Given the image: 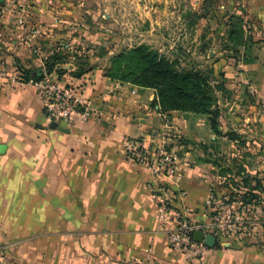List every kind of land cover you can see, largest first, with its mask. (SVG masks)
<instances>
[{"label": "crops", "instance_id": "obj_1", "mask_svg": "<svg viewBox=\"0 0 264 264\" xmlns=\"http://www.w3.org/2000/svg\"><path fill=\"white\" fill-rule=\"evenodd\" d=\"M227 5L243 22L249 46L243 52L250 50L253 59L243 63V73L230 66L220 71L229 75L236 98L249 81L264 104V0H227ZM12 43L0 37V71L3 67L6 71L0 75V245L4 249L0 264H196L189 249L169 243L167 232L186 219L198 227L193 241L196 231L206 234L210 217L205 200L215 190L210 164L205 160L186 164L193 153L180 146L175 168L157 175L123 150L125 138L144 137L160 124L157 106L150 103L154 91L116 84L121 93L125 89L124 107L133 113L124 111L118 92L106 96L103 120L73 117L52 121L56 123L52 128L33 85L8 76L14 56L27 67V53ZM82 80L85 85L79 92L95 102L98 84L89 75ZM170 113L171 126L189 138L202 142L215 138L197 117ZM261 114L259 132L251 115L246 118L249 125L237 115L231 125L243 122L246 127L237 130L242 139L264 141V107ZM232 145L240 149L239 144ZM232 155L241 156V150H233ZM160 199L169 212L163 223L157 219ZM203 245L198 264H253L246 258L250 250ZM230 254L241 258H229Z\"/></svg>", "mask_w": 264, "mask_h": 264}, {"label": "rangeland", "instance_id": "obj_2", "mask_svg": "<svg viewBox=\"0 0 264 264\" xmlns=\"http://www.w3.org/2000/svg\"><path fill=\"white\" fill-rule=\"evenodd\" d=\"M0 37L8 44L14 40L27 53V67L15 56L8 65V76L15 82L30 83L23 77L28 70L31 76L35 72L41 78L46 74L78 90L85 85L83 77L89 75L99 91L95 102L88 100L86 120L105 118L106 96L121 93L116 84L152 89L155 96L150 103L157 106L160 124L144 137L125 138L126 157L157 175L170 173L177 164L178 150L184 148L193 153V160L186 164L207 161L215 186L210 197L217 200L205 205L211 230L219 232L213 247L250 250L246 258L253 264H264V141H247L237 133L245 123L250 124L246 121L249 115L256 118L253 125L257 131L262 129L259 118L264 104L249 81L243 83L236 98L229 75L220 71L230 66L243 73V63L253 59L250 50L243 52L249 47L248 36L243 35V22L236 19L227 0H0ZM239 51L242 53L237 54ZM101 81L105 84L102 87ZM124 92L118 101L131 114L133 110L124 107ZM196 96L203 100L197 102ZM199 104L209 105L210 113L191 110ZM181 106L191 109H174ZM171 111L197 117L215 138L204 142L189 138L171 126ZM236 115L245 123L231 125ZM128 140L136 148L132 152L145 151L144 164L126 149L124 142ZM231 142L240 149L233 148ZM233 150H241V156H233ZM251 184L259 187L257 203L243 206L229 201L233 192L241 194ZM225 204L237 210L235 226L226 221ZM217 217L219 221H215ZM215 222L221 224L222 232ZM229 258L241 257L230 254Z\"/></svg>", "mask_w": 264, "mask_h": 264}, {"label": "built area", "instance_id": "obj_3", "mask_svg": "<svg viewBox=\"0 0 264 264\" xmlns=\"http://www.w3.org/2000/svg\"><path fill=\"white\" fill-rule=\"evenodd\" d=\"M0 75H6L4 67L1 69ZM13 80L15 79L13 78ZM29 82L33 85L35 91L37 92L42 102V108L49 122H57L60 120L70 121L73 117H79L83 120L88 118V104H90V102L82 97L79 90L65 86L58 80H51L46 76V74L39 80L30 79ZM131 142L133 141H125L124 146L136 159L144 164L143 159L146 158L143 152L145 153V151L142 150L143 152H132L131 150H135L136 148L132 145L133 143L130 144ZM216 201L217 200H213L212 197L209 196L205 200V205H209V203L214 204ZM159 203L160 205L158 207L157 219L160 223H163L168 217L169 212L164 199H160ZM218 203H221L220 199L218 200ZM226 207V217L229 218V220L226 221H228V223H232V226H235L239 219L238 214H236L237 210L230 205H226ZM215 219V221H219L218 217ZM211 225L212 224H210L206 229V234L214 235L216 237L219 232H217V230L212 231ZM214 226L219 227L221 232L223 231L221 224H216L215 222ZM197 229V226L190 224L186 219H182L181 221L179 220L176 227L167 232L169 243L173 245H183L189 249V251L193 253L197 259L196 264L200 262V259L204 254L203 242H196L192 240V234ZM228 229L231 230V227L229 226ZM3 254V246L0 245V259L3 257Z\"/></svg>", "mask_w": 264, "mask_h": 264}, {"label": "trees", "instance_id": "obj_4", "mask_svg": "<svg viewBox=\"0 0 264 264\" xmlns=\"http://www.w3.org/2000/svg\"><path fill=\"white\" fill-rule=\"evenodd\" d=\"M23 77H24V81H28L30 79H39L41 78V75L39 76V74H37V72H35L34 74H29V71L26 70L24 71V74H23ZM190 93H192V90H190ZM181 95H183V93L181 92L180 93ZM203 100V98H201V100H198L197 96H196V101L198 102H201ZM200 108V112L202 113H210L209 112V105H202V104H199L198 108H195V109H191V108H185L183 106L181 107H174V109H181L183 111L185 110H195V111H198L197 109ZM166 110H168L167 108H165ZM169 109H172V108H169ZM211 122V121H210ZM258 185L257 184H251V185H246L245 186V191H242V193H238V194H235V192H233V194L230 196V199L229 201L231 200H234V201H237V202H240L241 205H249L250 203H257L258 200H259V196L258 194L256 193V189H258ZM238 192V191H237ZM232 202V201H231Z\"/></svg>", "mask_w": 264, "mask_h": 264}, {"label": "water", "instance_id": "obj_5", "mask_svg": "<svg viewBox=\"0 0 264 264\" xmlns=\"http://www.w3.org/2000/svg\"><path fill=\"white\" fill-rule=\"evenodd\" d=\"M52 128L56 127V123L52 122L50 125ZM194 240L196 242H203L208 247H213L216 241V237L210 234H204L202 231H196L194 234Z\"/></svg>", "mask_w": 264, "mask_h": 264}]
</instances>
